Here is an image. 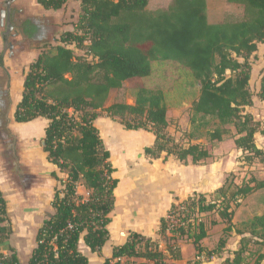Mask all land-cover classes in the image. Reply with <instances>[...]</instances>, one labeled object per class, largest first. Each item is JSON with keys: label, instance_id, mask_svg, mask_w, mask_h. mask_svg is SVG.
Segmentation results:
<instances>
[{"label": "trees", "instance_id": "16d2710c", "mask_svg": "<svg viewBox=\"0 0 264 264\" xmlns=\"http://www.w3.org/2000/svg\"><path fill=\"white\" fill-rule=\"evenodd\" d=\"M69 1L36 0L41 7L52 10L63 9ZM76 1L78 20L54 44L38 47L24 73L21 97L14 110L17 122L38 117L47 121L43 150L54 166L53 211L39 225L28 259L21 261L10 248L7 255L0 252V264H88V258L78 248L81 235L91 252H100L105 245L117 179L112 176L109 152L94 125L102 111L129 130L151 131L153 144L144 149L150 158L165 153V158L172 156L186 163L190 157L196 164L211 156L205 144H181L169 133L167 105L161 90L139 87L132 104L115 101L104 107L111 89H120L127 79L149 76L154 60L178 62L190 70L199 85L190 107L191 138L205 136L213 142L229 135L241 150L238 161L243 167L264 161V150L255 143V135L264 133V108L256 105L264 101V70L258 90L254 92L249 85L258 45L264 44V0H226L242 5L243 17L220 23L208 21L206 0H172L165 9L154 10L147 8L148 0ZM34 30L33 26L27 27L30 34ZM71 46L81 54H76ZM207 117L214 119L216 126L195 135V130L208 124ZM232 172L209 193L210 200L206 194L195 193L173 203L161 219L159 236L166 238L170 232L168 240L190 239L196 258L205 253L209 257L221 254L227 234L233 229L232 205L264 188V178L252 173L236 183ZM78 185L89 190L87 197L77 193ZM209 211L217 212L226 224L210 250L201 244L208 226L202 220L190 222L192 214ZM183 212L186 214L178 218L180 221L171 224V217H180ZM216 223L212 221L211 225ZM245 224L246 230H236L241 235L239 247L230 250L223 264H247L244 253L248 245L255 243V238L264 242V212ZM11 234L7 200L0 190V244ZM166 250L172 259H180L176 242L168 243ZM122 257L146 260L131 264H170L156 240L135 232L129 234L126 242L113 247L111 256L101 264H124ZM200 263L194 260L186 264ZM261 263L264 252H257L253 264Z\"/></svg>", "mask_w": 264, "mask_h": 264}, {"label": "crops", "instance_id": "0c3cea01", "mask_svg": "<svg viewBox=\"0 0 264 264\" xmlns=\"http://www.w3.org/2000/svg\"><path fill=\"white\" fill-rule=\"evenodd\" d=\"M76 2L79 7V2ZM206 5L207 19L211 23L223 22L225 16H230L233 20H239L234 19L236 17H243V6L240 4L224 0L218 5L215 13H212L208 0ZM38 7L41 5L38 4ZM233 7H238L237 15L232 14ZM17 10L21 13L20 9ZM25 19L30 21L35 30L30 34L27 27L20 26L16 29L12 20L14 28L11 29V35L8 37L10 48H4V29L0 25V53L2 54L0 190L5 194L7 215L12 226V234L8 240L0 244V252L7 255L12 248L21 261L28 259L35 244L36 231L42 220L52 214L51 198L56 183L51 177L54 166L47 160L41 143L47 121L38 117L43 119L42 128L29 133L27 126L38 118L27 122H17L14 119V110L22 93L24 73L39 47L31 45L33 48L27 49V44L35 38L36 23L30 16ZM66 29L69 28L65 27L63 31ZM258 88L259 82L253 91L256 92ZM116 90L118 89L110 90L104 107L115 102L112 93ZM256 105L264 108V101H259ZM262 119L264 120V116ZM94 125L109 152L108 160L114 169L112 176L117 179V185L114 189V205L109 214L110 222L107 225L109 238L105 245L100 252H91L83 241V235L80 237L78 248L88 258V264H101L111 256L113 247L127 241L131 232L152 240L159 238L161 219L167 216L171 205L195 193L213 192L222 185L227 174L235 169L237 157L241 154V150L235 146L233 139L224 137L221 141L209 142L205 137H199L191 142L205 144L211 152V156L200 163H193L190 157L187 158L186 163H180L172 156L165 158V153L158 158H150L144 154V149L153 144L154 134L151 131L129 130L119 120L108 116L105 111L96 117ZM186 129L189 130V124L183 126V130ZM262 129L264 131V122ZM260 137L263 138L264 135L262 133L255 135V143L262 148L258 144ZM261 175L262 173H259V176ZM85 191V187L78 185V194L85 196ZM12 208H15L14 211ZM38 215L39 220L36 218ZM32 220H34V227L27 239L26 226ZM222 227L224 226L220 223L209 227L206 237L201 241L202 246L211 249L212 246L209 245L211 235L216 234L218 230L221 232ZM236 233V230L233 231V237L231 236L229 240L227 247L230 250L237 249L241 238L240 234L234 237ZM24 236H26V243L22 246L21 240ZM218 238L215 235L213 242L218 241ZM179 248L180 259H172L171 262L183 264L195 257L196 251L190 239L182 241ZM144 260L138 257L120 259L122 263L144 262ZM202 264H210V262Z\"/></svg>", "mask_w": 264, "mask_h": 264}, {"label": "rangeland", "instance_id": "374dc122", "mask_svg": "<svg viewBox=\"0 0 264 264\" xmlns=\"http://www.w3.org/2000/svg\"><path fill=\"white\" fill-rule=\"evenodd\" d=\"M172 0H148L147 8L149 10L154 9H165ZM209 7L212 13H215L217 10L218 5L222 4L224 0H208ZM4 0L1 1L0 7L3 9ZM11 7L14 10L20 9L21 13L15 12L13 22L15 23L16 29H19L20 26L30 28L32 25L29 23L28 19L25 17L30 16V18L36 23V34L33 41H30L27 44V49H31V45L33 46H40L44 44H54L55 40L59 37L65 27L71 28L73 27L74 23L78 20L79 16V7L76 0L69 1L63 9L61 10H52V9H45L43 7H38L36 0H14L12 2ZM233 13L237 15L238 7H233ZM24 15V17H23ZM24 19H23V18ZM242 17H236L234 19H239ZM233 19L230 16H225L224 21H232ZM4 29V27H3ZM33 42V43H32ZM148 44L142 45L143 48H146ZM76 54H81V52L71 46ZM258 57L252 62V70H251V82L249 83L250 89L254 90L257 88L258 82L260 80V76L264 70V44H260L257 49ZM139 87H146L154 90H161L164 93L165 101L167 105L168 111V121L169 127L168 131L173 136V138L181 143L187 144L192 140H196L194 137L191 138L189 135V131L191 126L189 124V117H190V107L192 100L197 96V92L199 89V85L197 84L196 80L193 78L190 70L176 61L172 60H154L152 61V72L149 76L146 77H137L128 79L127 81L123 82V85L120 89L113 91V98L114 101H122L128 104H132L134 102V95L135 91ZM259 106V105H258ZM262 116H264V111L262 112ZM37 119V118H36ZM43 119L38 118L34 123L27 126V130L29 133L34 131L40 130L42 128V121ZM206 126L203 128H199V130H195V135L204 134L206 130L212 129L216 126V121L210 117H207ZM264 122V120L262 119ZM185 124H189V130H183V126ZM232 133H234V129L232 126H227ZM263 130V129H262ZM264 135V133H262ZM205 137V136H202ZM226 138L233 139L231 136H225ZM206 138V137H205ZM264 138V137H263ZM259 138L258 144L264 150V139ZM240 156V155H239ZM238 156V157H239ZM237 157V164L235 169L232 172V177L236 183H240L241 180L244 178H249V174L252 173L257 176L258 178H264L263 167L264 161L257 162L255 161L251 167H243L240 161H238ZM230 173V172H229ZM259 173H262L259 176ZM60 177H65L64 174L58 173ZM228 175V174H227ZM78 187V186H77ZM89 194V190L86 189L84 192L85 197ZM206 199L210 200L209 193L206 194ZM233 208V216H232V231L227 234V241L225 248L221 251V254L208 256L203 254L201 257H192L190 262L194 260H200V264L210 262V264H222L223 259L229 255L230 249L228 246L229 240L231 236L233 237V231L239 230H246L247 222L252 218L254 215L261 214L264 212V188L255 191L254 193L248 195L246 198L238 200L237 204L232 205ZM13 211L15 208H12ZM186 212H183L179 218H182ZM176 216V215H175ZM175 216L171 217V224H177L180 219H177ZM193 219H190V222L198 223L200 220L204 221L205 224L209 227L212 221H216V224H223L225 227V223L221 221L220 217L218 216L217 212L209 211L204 213H196L192 214ZM39 220L40 216H36ZM35 218V219H36ZM37 220V221H38ZM36 221V220H35ZM170 224V229L173 225ZM32 227H34V220L30 221V224L26 226L28 231L27 239L29 238V233L32 231ZM221 232L218 230L217 233H213L211 235V249L216 246L217 241L213 242L215 235L216 237H221L223 233V228ZM219 233V234H218ZM239 234H235L236 237ZM245 236H249V234H244ZM171 236V233L168 232L166 234V238L163 236H159L156 239L158 244V249L163 252L166 257V262L170 264H177L171 262L172 258L170 257L168 251L166 250L167 244H173L176 242L178 246L180 243L185 242L187 239L184 237L183 239H177L173 237V239L168 240V237ZM26 236H24L21 240L22 246L23 243H26L25 240ZM218 238V239H219ZM255 243H250L247 247L248 251L244 253L245 261L247 264H250L254 261L257 252H264V242H260L258 238H255ZM142 247V246H141ZM239 247V243L237 248ZM207 248V247H206ZM23 249V248H22ZM210 250V249H209ZM140 258V257H138ZM144 259V258H143ZM146 261V260H144ZM186 261L183 264H186ZM124 264H131V262H126Z\"/></svg>", "mask_w": 264, "mask_h": 264}, {"label": "water", "instance_id": "95a60500", "mask_svg": "<svg viewBox=\"0 0 264 264\" xmlns=\"http://www.w3.org/2000/svg\"><path fill=\"white\" fill-rule=\"evenodd\" d=\"M14 0H5L3 2V9L0 10V25L4 27L3 36L4 40V48H10L11 44L8 41V37L11 35L10 31L13 28V23L11 21V5ZM44 144V140L41 142Z\"/></svg>", "mask_w": 264, "mask_h": 264}, {"label": "flooded vegetation", "instance_id": "af4514ba", "mask_svg": "<svg viewBox=\"0 0 264 264\" xmlns=\"http://www.w3.org/2000/svg\"><path fill=\"white\" fill-rule=\"evenodd\" d=\"M4 1H5V0H4ZM17 11H18V10H14V9L11 8V15H10L11 21H12L13 18H14L15 12H17ZM13 28H14V24H13ZM13 28H12V30H13Z\"/></svg>", "mask_w": 264, "mask_h": 264}, {"label": "built area", "instance_id": "2783aa9c", "mask_svg": "<svg viewBox=\"0 0 264 264\" xmlns=\"http://www.w3.org/2000/svg\"><path fill=\"white\" fill-rule=\"evenodd\" d=\"M177 219L179 218L178 215L175 216ZM172 221V220H171Z\"/></svg>", "mask_w": 264, "mask_h": 264}, {"label": "bare ground", "instance_id": "6f19581e", "mask_svg": "<svg viewBox=\"0 0 264 264\" xmlns=\"http://www.w3.org/2000/svg\"><path fill=\"white\" fill-rule=\"evenodd\" d=\"M135 135V134H134ZM126 137V136H125ZM137 143V142H136ZM113 156V155H112Z\"/></svg>", "mask_w": 264, "mask_h": 264}]
</instances>
